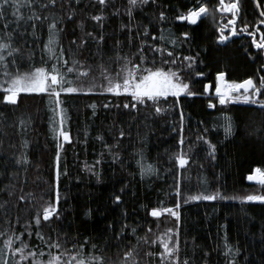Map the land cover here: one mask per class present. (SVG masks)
Instances as JSON below:
<instances>
[{
  "label": "trees",
  "instance_id": "1",
  "mask_svg": "<svg viewBox=\"0 0 264 264\" xmlns=\"http://www.w3.org/2000/svg\"><path fill=\"white\" fill-rule=\"evenodd\" d=\"M233 2L239 6L235 15L220 10L221 0H148L136 7L129 0H35L32 9H21L25 19L19 21L8 9L6 20L0 18V37L12 33L13 47L19 49L12 56L4 53L11 71L50 68L57 62L44 47L55 21L60 65L74 67L76 74L87 72L77 83L96 87L61 93L60 105L50 104L48 93H20L16 103L6 102L7 93L0 89V264H39L49 252L71 251L73 245L79 250L81 244L86 252L103 256L104 264H123L130 250L128 264H264V201L239 199L264 195V186L247 182L255 168L264 169V108L232 99L222 105L216 93L219 73L229 83L252 78L259 86L264 48L253 40L262 42L264 0H224ZM201 4L214 15H202L195 24L177 19ZM33 10L40 19H27ZM221 29L226 40L219 38ZM162 31L171 33L176 44L161 41ZM156 45L166 50L155 51ZM141 55L147 60L142 62ZM126 57L142 67L179 70L195 95L162 97L159 112L150 100L125 107L136 103L129 94L105 88L107 77L123 75ZM2 77L7 76L0 62ZM259 98L264 99V91ZM210 101L215 107H209ZM61 110V126L70 137L66 141L58 134ZM226 116L231 134L225 133ZM181 152L188 160L183 167L176 159ZM142 157L154 172L141 175ZM216 192L228 198H203ZM194 195L201 199L189 198ZM49 204L57 211L45 220L43 209ZM154 208L174 209L179 217L168 212L154 217ZM168 235L179 251L163 258L162 240ZM56 241L63 247L50 248ZM22 244L28 245L25 256L36 255L21 261L14 249Z\"/></svg>",
  "mask_w": 264,
  "mask_h": 264
},
{
  "label": "snow or ice",
  "instance_id": "2",
  "mask_svg": "<svg viewBox=\"0 0 264 264\" xmlns=\"http://www.w3.org/2000/svg\"><path fill=\"white\" fill-rule=\"evenodd\" d=\"M56 0H49V3L54 4ZM101 4L106 3V0H99ZM35 0H0V18H4L6 20L8 9L11 8L12 15L16 18L17 21L25 19L23 14L21 13V9L27 7L29 9L33 8ZM148 0H129V4L132 7H136L138 5L146 4ZM221 4L223 7L220 9L224 11L225 9L228 12H232L234 15L238 12V2H233L231 4H224V0H221ZM41 7H46V5L41 4ZM214 15L213 12H210V9L206 4H201L199 8L189 9L187 14H182L177 17L178 20H188L191 23L195 24L202 15ZM129 15H131V8L129 9ZM264 15V12L261 13ZM166 18L165 13H160V19L164 20ZM28 20L33 19H40V16L33 10L32 14L27 17ZM93 19L99 21L101 20V16H95ZM234 20L230 21V24H234ZM264 23V21H261ZM5 29L9 27L8 23L4 25ZM35 27V25H33ZM49 34L48 40L45 44V48L47 49L48 54L50 57L56 59V63L52 64L51 67H34L32 70L27 71H20L19 68L16 69L15 72L9 69V61L5 58V52H7L8 56H12L13 53H18L19 49L13 47L12 44V33L5 32L4 37H0V62H2V66L4 68V75L8 77V80L5 82L7 87H4L0 84V88L7 93L4 96V100L6 102L16 103L17 98L20 93H48L50 95L49 103H55L56 105L62 104L60 99L61 93H76L79 91H92L96 87L95 85H85L83 83H77L79 81L81 75H87V72L80 71L78 74L77 70L74 67H67L66 69L60 65V60L56 57V50L57 46L59 45V32L60 30L57 29L56 22L53 21L49 24ZM224 27H228L225 25ZM245 30L247 27L245 26ZM220 40H226L227 36L223 34V29L220 30ZM233 32L236 31L235 27L232 29ZM250 35H255L254 33H249ZM145 35H149L147 31ZM185 37L189 35V33L185 32L183 34ZM103 39V37H101ZM155 40L156 37L153 36ZM159 39L161 41H168L172 44H176V40L172 38L171 33L168 36L164 34L162 31ZM260 40L262 42L257 43L255 39L253 43H255L257 48H264V33H261ZM142 43H147V41H143ZM61 56L63 55L64 50L62 48L59 49ZM155 51L166 50L163 49L161 45H156L154 47ZM141 53H143L144 49H139ZM172 55V53H169ZM185 59L191 61L194 57H185ZM127 63L121 66V73H117V79L113 81V79L109 76L107 77L108 83L105 90L109 93H116L120 94L121 92L127 93L132 97V100L136 103L131 105L125 104V107H137V104H144L147 101H152L154 105H157L156 111H162V109L158 106L160 98L168 97L169 95L179 97L181 93H187L188 95H195L190 89V85L188 83L183 82L179 77V70H173L171 68L165 70L163 67H142L141 64H136L131 59L125 58ZM140 60L143 62L147 60V57L141 55ZM45 64L47 62H44ZM64 65L68 64V61L65 60ZM79 62L76 60L72 61L73 65H77ZM165 64L171 63L175 64L176 60H166L164 61ZM11 64H16V60L13 59ZM198 75H202L198 73ZM225 74L219 73L218 74V83L216 84V93L219 96V103L226 104L229 102L230 99L232 100H243L245 103H251L253 105H259L261 108H264V99H260L259 97L264 91V76L260 78L259 86L256 85L252 78H248L244 80L242 83H237L235 81L229 83L224 79ZM240 89H243L244 92L242 95L239 96H232L233 92H239ZM251 90V91H250ZM54 97V101L52 99ZM209 107H215L214 104L209 102ZM228 123L225 126V133L231 134L233 131L231 118L225 117ZM64 122L63 110H61V125ZM61 135L65 140H68L69 133L63 131L61 129ZM121 136L124 135L123 131L120 133ZM183 143V139H181V144ZM210 143V142H209ZM212 153L215 152L216 146L211 145ZM26 157L22 156L21 160H25ZM57 159H59V153L57 154ZM176 159L179 162V165L183 167L188 163L187 158L181 152ZM143 157L141 161L138 163L141 166V175L150 174L151 172L155 171V168L151 164L145 165L143 162ZM21 161H17L20 163ZM59 176V173H57ZM248 179L255 180L262 186H264V169L257 167L254 169V172L248 176ZM179 192V190H177ZM220 196L222 199H227L226 196H221L219 192H216L212 195H203V198L206 200H214ZM190 199L199 200L201 199V195H194L190 196ZM235 199L236 197H232ZM116 201L121 200L120 195L115 196ZM239 199L247 200V201H264V195H247L244 197H239ZM59 200V195H57V201ZM176 207L178 208L179 205L177 204ZM57 211L56 207L49 204L48 206L44 207L43 209V218L48 220L52 217L53 213ZM162 212H168L172 216L179 217V212L175 211L171 208H163V209H152V216L157 217L160 216ZM37 224L40 223L39 218H37ZM173 229H168V232H172ZM38 236H43L40 233H36ZM3 235V233H0ZM18 238V237H17ZM160 239V238H158ZM171 237L162 240V247L164 251L160 253L163 258H170L173 257L179 251L178 242L175 244H170ZM6 246L11 249L12 248V241H6ZM55 247L60 249L63 245L56 241L51 247ZM28 247L27 244H22L21 247H17L14 249V253H20V260L23 261L27 259V256H35L36 253L29 252L27 256L23 254L24 248ZM93 248L96 247L95 244L92 245ZM225 247L227 248L228 252L231 253L233 251V247L231 244L225 243ZM2 249H0V253H2ZM236 252H239V249H235ZM41 256L44 254L41 252ZM67 257V259H64ZM125 257L131 259L133 257V251H127L125 253ZM128 259H126L123 264H128ZM178 259V257H177ZM104 264V257L97 256L93 253H88L84 250V245H79V250H77V246L73 245V250L69 251L65 248L63 253H55L49 252L47 260H41L39 264ZM3 264H8L7 260H4ZM19 264V262H17ZM133 264L135 262L133 261ZM163 264V260L161 261ZM184 264H188V261L185 260Z\"/></svg>",
  "mask_w": 264,
  "mask_h": 264
},
{
  "label": "rangeland",
  "instance_id": "3",
  "mask_svg": "<svg viewBox=\"0 0 264 264\" xmlns=\"http://www.w3.org/2000/svg\"><path fill=\"white\" fill-rule=\"evenodd\" d=\"M7 80H8V77H2V78H0V84H2L4 87H7V84L5 83ZM113 81H115V80H113ZM0 89L3 90V88H0ZM250 91H251V90H250ZM243 92H244V90L241 89L239 92H233V93H232V96H239V95H242ZM61 129H63V128H62V126H61V124H60L59 127H58V134H59V137L61 138V140L66 141V140L63 138V136L61 135ZM63 131H64V130H63ZM171 236H172V235H171ZM168 237H170V236L168 235ZM168 237H166L165 239H167ZM170 242H173V239H172V238H171V241H170Z\"/></svg>",
  "mask_w": 264,
  "mask_h": 264
},
{
  "label": "water",
  "instance_id": "4",
  "mask_svg": "<svg viewBox=\"0 0 264 264\" xmlns=\"http://www.w3.org/2000/svg\"><path fill=\"white\" fill-rule=\"evenodd\" d=\"M218 82H219V81H218V75H217V83H218ZM217 83H216V84H217ZM207 88H208V86H207ZM240 90H241V89H240ZM240 90H239V91H240ZM253 172H254V170H253ZM253 172H252V173H253ZM252 173H250V174H252ZM250 174H249V175H250ZM249 175H248V176H249ZM248 176H247V182H248V183H252V184H253V183H258V182L255 181V180H251V181H250V180L248 179Z\"/></svg>",
  "mask_w": 264,
  "mask_h": 264
},
{
  "label": "bare ground",
  "instance_id": "5",
  "mask_svg": "<svg viewBox=\"0 0 264 264\" xmlns=\"http://www.w3.org/2000/svg\"><path fill=\"white\" fill-rule=\"evenodd\" d=\"M207 91H208V88H207Z\"/></svg>",
  "mask_w": 264,
  "mask_h": 264
}]
</instances>
